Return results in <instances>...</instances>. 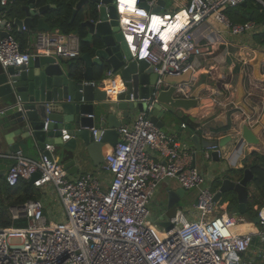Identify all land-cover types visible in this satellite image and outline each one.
Returning <instances> with one entry per match:
<instances>
[{
	"label": "built area",
	"instance_id": "obj_1",
	"mask_svg": "<svg viewBox=\"0 0 264 264\" xmlns=\"http://www.w3.org/2000/svg\"><path fill=\"white\" fill-rule=\"evenodd\" d=\"M245 1L186 0L170 13L156 10L158 0H145L147 7L139 0H115V10L132 59L153 66L157 91L168 86L165 75L192 71L193 59L207 52L194 30L209 16L214 15L232 35L252 27V22H231L223 12ZM14 3L0 0L3 68L27 65L33 56H79V37L58 30L38 31L30 50L22 49L8 18ZM147 40L149 47L143 42ZM106 75L112 77L111 70ZM190 80L178 83L176 90L183 92ZM104 90L110 97L118 92L113 85ZM149 109L118 127L119 141L94 173L71 177L60 162L42 152L38 161L20 152L10 156L14 162L5 173V183L13 187L36 176L33 187L49 185L56 192L63 220L50 222L40 199L9 207L11 219H25L26 225L0 228V264H247L243 255L253 234L235 232L234 218L218 212L215 191L192 165L187 148L150 120ZM181 125L185 127V123ZM92 131L95 136V129ZM170 179L197 191L194 209L199 219L187 220L178 210L169 218L173 227L166 230L148 222V204L160 184ZM257 217L258 234L264 235V205Z\"/></svg>",
	"mask_w": 264,
	"mask_h": 264
},
{
	"label": "water",
	"instance_id": "obj_2",
	"mask_svg": "<svg viewBox=\"0 0 264 264\" xmlns=\"http://www.w3.org/2000/svg\"><path fill=\"white\" fill-rule=\"evenodd\" d=\"M139 1L147 7L145 0ZM167 1L158 0L156 10L165 7ZM240 5L245 7L246 1ZM49 9L50 5L37 6L36 0H28L27 5L21 7L23 18H14L13 24L19 29L25 27L26 31H50ZM78 11L84 14L81 26L87 29L83 38L87 50L80 54V68L70 63L64 66L61 59L53 56H33L27 65L1 67L0 73V143L4 142L11 153L42 152L60 162L69 174L77 172V163L92 166L102 163L107 149L119 141L117 129L121 119H128L131 113L147 111L150 107V120L162 129L165 122L161 117L165 114L175 116L180 110L188 111L200 104L199 87L194 88L190 83L183 92L176 90L178 83L190 80V70L165 75L163 81L168 86L156 91L157 75L153 66L131 57L118 25L115 0H78L73 16ZM72 34L78 36L79 30ZM106 65L122 86L112 97L107 96L105 83L94 72V66L105 68ZM247 65L252 68L254 78L264 80L263 51L254 50ZM245 77L241 73L236 84L231 112L235 114L240 110L242 115L233 118L232 134L219 139L206 137L207 132H214L209 125L191 134L193 164L201 157L219 160L227 144H232L229 152H233L245 145L263 142L264 87L250 83L252 90L247 92ZM259 165L264 169V163ZM35 178L33 176L29 183ZM257 179L258 176L244 165L226 170L214 179V200L220 201L224 195L234 196L239 212L244 213L248 200L256 196ZM187 191L181 186L168 189L167 208L177 205ZM253 221L258 224L257 215ZM155 225L166 230L173 227L169 219L157 220ZM259 259L264 264V249Z\"/></svg>",
	"mask_w": 264,
	"mask_h": 264
},
{
	"label": "crops",
	"instance_id": "obj_3",
	"mask_svg": "<svg viewBox=\"0 0 264 264\" xmlns=\"http://www.w3.org/2000/svg\"><path fill=\"white\" fill-rule=\"evenodd\" d=\"M73 1V10L71 14L72 21L80 12L78 11L77 14L73 16V11L78 0ZM27 3L28 0H20L13 8L12 15L10 18H8L12 21L14 17L23 18L24 12L21 10V7L27 5ZM185 3L186 0H177L175 6H183ZM46 4L49 5L50 1H48ZM257 4H260V6L264 9V0L263 2L260 0H253L251 3H249L247 0L245 7L241 5L239 6L244 8L245 16H249L250 14H257V12H261V10H256ZM239 6L226 7L223 9L224 14L231 22L240 23V21L243 19V14H241L240 8H238ZM161 10L166 12V6H162ZM52 11H54V9H52ZM246 22L253 23L249 30L242 34L232 35L222 23L217 21L214 15H211L206 20H204L198 26V28H196V30H194V35L196 36L199 44H202L204 50L205 48L207 50V52L203 55L197 56L193 59V70L190 73V81L192 86L194 88H200V104L198 107L188 111L180 110L175 114V116L165 114L161 117V120L165 122V126L162 128V131L167 135L174 137L180 144L187 148L189 155H191L192 165L202 176H204L206 186L210 187L214 191V179L217 176L229 169L242 168L244 165V160H247L249 163L252 162L253 157L250 156L252 152H257L264 155V140L260 145H245L241 150H235L233 152L231 151L232 149L230 150L231 152H229V148H231L232 144H227V149L223 151L219 160H214L211 158L203 159L201 157L193 164V147L189 142V136L191 134H196V131H198L200 128L204 129L207 125L213 127L214 132H207L206 137L213 136L214 138L219 139L228 134H232L231 124L233 118L235 119L242 115V111L240 110L235 112V114H232L231 112L232 108L234 107L232 102L236 94V84L241 73L246 76L244 87L247 92L252 90L250 83L256 87H264V80L262 81L254 78L252 74V68L248 67L247 65V61L252 58L254 50H260L264 52V43L261 42L264 38V16H262V18H258L257 16L256 20H248ZM56 30V28H51L49 32H54ZM85 30L84 37L87 34V29L85 28ZM14 32L20 45H22V49L30 50L35 34L38 31L35 29L25 31L22 30V28L19 29L17 26H14ZM80 54L78 57H80ZM61 60L64 62L65 66L67 62L71 61L72 59ZM1 67L2 66L0 65V73L2 71ZM95 68L96 66H94V72L96 70ZM105 68H107V70L105 71L103 78H101L105 83V87L113 85L115 89L119 91L122 88L120 79L117 76H107L106 72L109 70V66L106 65ZM261 73L264 75V69ZM107 77L108 79L110 77L111 78L106 80ZM248 80L249 82H247ZM111 82L112 84H110ZM245 101L247 104H250L249 99H246ZM138 113L139 112L135 111L130 114L128 119H121V125L130 124L138 115ZM221 118L225 119L222 120ZM183 123H185V127H182L181 124ZM108 150L109 149H107V151ZM20 153L24 157L31 160L38 161L40 159L39 151ZM13 154L14 153L9 152L8 146L4 142L0 143V170H3L0 176V181L4 180L8 167L14 162V158L10 157ZM77 168V172H72V174H69L71 177H79L86 172L94 173L98 170L97 166H92L91 164L87 165L85 163H77ZM107 178L109 179L110 176ZM178 187H180V185L174 179L164 181L160 184L155 195L158 199L161 198V200L165 201L167 200L168 189H176ZM35 189H37L38 195L40 193L44 195L47 193L48 189L50 190L52 188L49 185H45L41 188ZM261 193L260 189L255 192L256 198L258 200L257 203L251 205L252 210L246 209L244 213L239 212L237 205L230 207L226 201H218L220 204L218 212H225L234 218L236 224L233 226V229L235 232H251L253 234L252 244L243 255V260L247 264H262L261 259H259V254L264 249V235L258 234L259 225L253 221V218L256 216L255 212L257 213L259 208L264 205V192ZM196 194V190L193 192L188 190L178 203L181 207L177 204L169 209L167 208L168 211L163 213L164 217L159 216L157 219L168 220L174 216L178 210H181L187 220H198L199 215L194 209ZM38 199L42 200L40 197H38ZM42 202L44 204V214L46 218L50 222H56L53 221L52 218L54 216L53 214L58 208L56 203H60L59 199L52 197L49 199H43ZM165 203L167 205L166 201ZM0 204L4 205L2 202Z\"/></svg>",
	"mask_w": 264,
	"mask_h": 264
},
{
	"label": "trees",
	"instance_id": "obj_4",
	"mask_svg": "<svg viewBox=\"0 0 264 264\" xmlns=\"http://www.w3.org/2000/svg\"><path fill=\"white\" fill-rule=\"evenodd\" d=\"M20 0H15L14 5L12 8L8 11V17L12 15V10L15 7L16 4H18ZM50 1V8L48 10V16H49V22L50 26L53 29H57L59 32L64 34L72 33V31L78 29L79 30V43H80V52H84L87 50V44L82 41V38H84L85 35V27L81 26V22L85 19L84 14L80 11L76 18L72 21L71 20V14H72V5L73 0H37L36 5L42 6L45 5ZM253 0H248L249 3H251ZM247 2V0H246ZM239 6V5H238ZM241 14H243V19L240 21V23H244L248 20H256L257 16L258 18H262L264 16V9L260 6V4H257L256 10H261V12H257V14H248L249 16H245L244 8L239 6ZM18 18V17H14ZM13 18V19H14ZM234 23V22H233ZM15 26V25H14ZM13 33L14 30H13ZM15 35V34H14ZM16 36V35H15ZM17 38V37H16ZM264 43V38L261 41ZM22 48V45H20ZM70 63L75 68H80L81 60L80 57L73 58L71 61L67 62ZM95 73L97 78H103L105 71L107 68H95ZM250 156L253 157L252 162H247V160H244V167H249L254 174L258 176V179L256 180L255 184L260 189V193L264 192V169L260 167V163H264V155L259 154L257 152H252ZM249 156V157H250ZM215 189V184H214ZM263 194V193H261ZM29 199H38L37 189L33 187L28 181L20 180L17 185L10 187L5 183L4 180L0 181V203H4V205L0 204V228L8 227L11 225L14 226H25L26 220L25 219H19L13 221L9 215L8 208L11 206H17L25 202ZM227 202L230 207L236 206L237 201L234 196L224 195L221 199V202ZM257 198L255 195L252 196V199L249 200L246 204V209H251V205L257 203ZM255 215L257 213L255 212Z\"/></svg>",
	"mask_w": 264,
	"mask_h": 264
},
{
	"label": "rangeland",
	"instance_id": "obj_5",
	"mask_svg": "<svg viewBox=\"0 0 264 264\" xmlns=\"http://www.w3.org/2000/svg\"><path fill=\"white\" fill-rule=\"evenodd\" d=\"M175 3H177V0H168L167 3H166V9L167 11H169L170 13H172L174 10L177 9V6H175ZM191 192H193L194 190H190ZM38 197H40L42 200L43 199H49V198H57L58 199V196L56 194V192L52 189H48L47 190V193L42 195L41 193L38 195ZM166 201V200H165ZM164 200H161V198H157L156 195H154L153 197H151L150 201H149V204H148V209H149V216L147 218L148 222L152 223V224H155L157 222V218L159 216H162L164 217V214L166 211H168L167 209V205L165 203ZM56 206L58 207L57 210L55 211V213L53 214V221H61L63 220V209H62V206L61 204H57L56 203ZM232 211V210H230ZM236 212V211H235ZM17 240L16 239H13L12 242H16Z\"/></svg>",
	"mask_w": 264,
	"mask_h": 264
},
{
	"label": "clouds",
	"instance_id": "obj_6",
	"mask_svg": "<svg viewBox=\"0 0 264 264\" xmlns=\"http://www.w3.org/2000/svg\"><path fill=\"white\" fill-rule=\"evenodd\" d=\"M143 42H144V44L147 43V46H148V47L150 46V41L148 42V40H147V41H143Z\"/></svg>",
	"mask_w": 264,
	"mask_h": 264
},
{
	"label": "bare ground",
	"instance_id": "obj_7",
	"mask_svg": "<svg viewBox=\"0 0 264 264\" xmlns=\"http://www.w3.org/2000/svg\"><path fill=\"white\" fill-rule=\"evenodd\" d=\"M132 0H125V2H131Z\"/></svg>",
	"mask_w": 264,
	"mask_h": 264
}]
</instances>
